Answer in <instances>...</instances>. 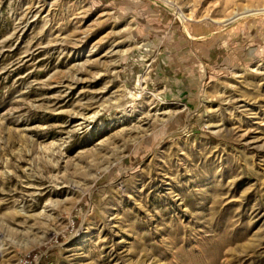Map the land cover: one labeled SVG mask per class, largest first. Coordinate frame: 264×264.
Wrapping results in <instances>:
<instances>
[{"label":"rangeland","instance_id":"1","mask_svg":"<svg viewBox=\"0 0 264 264\" xmlns=\"http://www.w3.org/2000/svg\"><path fill=\"white\" fill-rule=\"evenodd\" d=\"M0 264H264V0H0Z\"/></svg>","mask_w":264,"mask_h":264},{"label":"bare ground","instance_id":"2","mask_svg":"<svg viewBox=\"0 0 264 264\" xmlns=\"http://www.w3.org/2000/svg\"><path fill=\"white\" fill-rule=\"evenodd\" d=\"M234 16H236V15H234ZM234 19H235V17H234ZM230 20H232V21H233V19H230Z\"/></svg>","mask_w":264,"mask_h":264}]
</instances>
